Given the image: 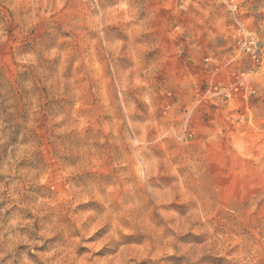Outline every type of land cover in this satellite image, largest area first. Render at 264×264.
Masks as SVG:
<instances>
[{
	"label": "clouds",
	"instance_id": "1",
	"mask_svg": "<svg viewBox=\"0 0 264 264\" xmlns=\"http://www.w3.org/2000/svg\"><path fill=\"white\" fill-rule=\"evenodd\" d=\"M0 264H264V0H0Z\"/></svg>",
	"mask_w": 264,
	"mask_h": 264
}]
</instances>
